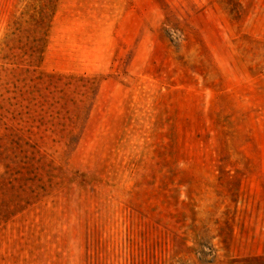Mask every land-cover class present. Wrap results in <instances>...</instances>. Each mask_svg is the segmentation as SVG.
Masks as SVG:
<instances>
[{"label":"rangeland","instance_id":"rangeland-1","mask_svg":"<svg viewBox=\"0 0 264 264\" xmlns=\"http://www.w3.org/2000/svg\"><path fill=\"white\" fill-rule=\"evenodd\" d=\"M0 264H264V0H0Z\"/></svg>","mask_w":264,"mask_h":264},{"label":"trees","instance_id":"trees-1","mask_svg":"<svg viewBox=\"0 0 264 264\" xmlns=\"http://www.w3.org/2000/svg\"><path fill=\"white\" fill-rule=\"evenodd\" d=\"M23 144L25 146V149H26V147H28V148H35L33 145L30 144L29 141L28 142L27 141H23ZM21 154L23 155V160H29V159L36 158V155L35 154H33L31 157L28 156V153L26 151H21ZM6 165L7 166L5 167V169L8 172L11 171V174H12V179H11V182L10 183L16 182L18 180V178L16 177L17 174L12 173V170L10 169V163L9 164H6Z\"/></svg>","mask_w":264,"mask_h":264}]
</instances>
